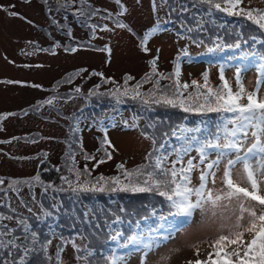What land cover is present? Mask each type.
<instances>
[{
    "label": "rangeland",
    "instance_id": "rangeland-1",
    "mask_svg": "<svg viewBox=\"0 0 264 264\" xmlns=\"http://www.w3.org/2000/svg\"><path fill=\"white\" fill-rule=\"evenodd\" d=\"M90 2L99 8H107L113 12L117 10L111 0H90ZM124 2L129 7L131 12L129 19L137 32L142 33L145 28L153 24L154 17L150 0H142V7L136 5L135 0H124ZM245 3L247 4L248 0H245ZM13 5L15 8H9V10L19 12L22 16L27 17L35 27L25 20L9 17L5 12L0 11V112H2L0 117H6L0 120V129H2L0 130V141H5V143H0V178L5 179V187H7V182L12 179H28L39 172L41 180L45 184L65 189L64 191H53L52 188H49L47 192H44L41 187H36L34 189L35 200H33L32 193L28 188H23L20 195L33 208L34 213L39 215L41 204L46 209L53 211V216L44 220H37L35 215L29 213L20 204L19 198L9 192L12 208L27 218L32 230L38 234V239L44 243L51 240V244L47 245V253L41 254L38 245L37 252L29 255L28 264H58L56 253L60 251L62 244L61 260L63 264H91L92 257H89L88 262L76 259L77 253L72 247L71 241H75V244L81 249L109 247L111 246L108 240L109 229L108 227L105 230L100 228L102 224L101 221L99 222L100 219L109 217L108 220H112L116 215L127 211L129 207H135V210H139L137 220L144 216L147 217L145 220L153 221L155 218V215H152L153 212L168 214V203L164 198L154 193H132L131 195H128V192L120 193L123 198L119 197L120 199L116 200L115 196L119 195L118 192L74 193L68 190V186L61 180V176H71V179L75 180V175L68 171V167L71 166V162L66 156L69 152V145H72V151L76 153L77 167L82 170L87 164V167L92 170L90 177L84 176L81 180L90 179L95 182L96 178L101 175L106 179L116 177L113 174L118 171L117 165L120 163H124L126 168L134 169L145 162V155L152 146L150 140L140 135L141 130H145L149 134L156 131L159 134L160 131L169 130L181 123L187 127H203L200 123L202 120L215 122L219 118V114L208 113L205 116H200L163 105H153L152 110H146L132 101L117 105L113 98L100 95L84 99L79 94L73 93L72 90L76 86H81L83 92L87 93L95 85L101 84L99 77L89 75L92 71L103 72L105 76L113 77L118 82L122 81L126 72H130L136 77V81H139L149 71L147 64L149 57L140 53L137 48V40L120 30H117L115 34L98 31L96 33L98 38L92 40L90 38L91 30L86 26L79 25L78 20L73 17L74 9L67 13L63 10L58 12L56 11V0H49V5L52 8L51 17H55L64 26V31L52 23L48 10L44 8L43 0H32L30 4L18 0L14 1ZM251 6L264 8V3L261 0H251ZM170 7L174 11L169 15ZM65 15L67 19L64 18ZM159 15L161 19L166 18L172 21L166 25L169 31L157 35L149 42L153 54L157 48L161 49L158 61L161 72H171L175 57L181 49H186L193 57V62L182 64L183 81L190 83L192 80H198L203 83L202 74L207 72L211 86L220 88L222 82L219 79V71L223 67L225 78L236 90L235 69L243 63L247 65L246 70L241 73L244 87L248 91L255 88L259 76V58H254L256 63H252L249 60L242 61L241 57L253 51L264 52V49H261L262 44H259L260 37H263L259 36V33L264 34V31L259 30L250 21L228 16L226 13L216 10L209 17L206 6H193V0H171L168 5L160 8ZM201 20L203 21L201 30L187 35L194 40L203 41V44L197 46L191 40L180 39L176 35L180 31L181 23L195 29ZM239 22L244 23L245 26L241 27L237 24ZM88 23L112 26L110 21L99 18H94ZM68 28L72 30L74 41L65 34ZM239 33H243V35L238 36ZM253 36L256 37L255 43L251 39ZM238 39L241 43L246 40L247 43L244 44L249 45V48L243 45L239 49L232 47ZM29 41L33 43L29 44ZM55 41H59L62 45L75 44L76 41H80L89 46L94 45L96 48L109 44L113 48L114 54L111 57V63H106V54L98 51H80L75 55H68L62 49H56L58 55L53 56L50 51L37 50L38 47L51 49ZM217 44H220L221 48L211 54L207 53L209 47H216ZM252 46H255L257 50L251 51ZM38 65H43V67H38ZM81 69L88 71L76 76L73 83L63 85L65 83L62 81L67 80L74 73H79ZM8 81L41 85L42 89L7 83ZM136 81L131 83L135 84ZM58 82L60 86L57 88L55 86ZM166 83L169 82L161 81L162 85ZM111 87V84H101L98 91L107 92ZM151 87V84H145L143 90ZM192 91L194 89H189V92ZM70 93L77 98L68 103L58 100L54 107L43 105L39 112L34 111L37 104H41L49 97L64 96ZM102 101L105 103H101ZM4 110L9 112H4ZM25 112L28 114L25 115ZM9 113L16 115H8ZM74 117H79L80 120V132L75 135L71 131ZM134 117H137L135 123L139 125L138 128L132 129L123 126L124 121L132 124ZM101 120L104 121L99 125L98 122ZM150 124H155L156 129L149 128ZM113 125L115 126L113 127ZM209 127H214V124ZM104 129H107L108 138L119 151L112 153L111 160L94 168L96 161H86L83 153L93 154L97 160L103 157V151H98V149L101 148ZM14 137L19 139H13ZM48 137L55 139H45ZM25 138L28 141L36 140L37 142H25ZM77 140L80 143H76ZM7 141H11V143ZM173 143H176L175 139H173ZM45 152L48 153L47 161L40 165L37 156ZM4 153L10 154L16 159L9 158ZM56 168H59L60 171L57 172ZM241 170V166H238L237 172ZM52 171H55L53 176ZM222 171L223 166H221ZM193 184H198L195 173H193ZM216 186L220 187L218 181ZM107 198L111 204L107 200L105 201ZM76 199L80 202V206L75 202ZM128 199H131L130 203ZM41 201L43 202L41 203ZM119 204L121 205L119 206ZM70 210L74 216L66 217ZM0 212L15 216V213H10L6 207L0 208ZM120 217L123 219V216ZM199 220L200 216L197 212L191 226L187 227L186 231L177 233L176 238L169 242L167 248L163 249V252L172 248L180 250L172 257L170 264H187L188 261L194 260L196 258L194 250L187 245L202 241L212 235L211 232L200 226ZM181 222L179 220L178 224ZM5 223L11 227H21L16 225L15 220L5 221ZM125 223L120 226L122 230L126 226ZM184 226L185 224L182 225V227ZM130 231L133 229L128 227L125 230L126 235ZM16 234L21 238L24 236L22 230H18ZM94 236L95 238H93ZM66 241L68 243H65ZM205 248L206 245L202 244V254ZM127 264H141V261L134 253L128 257ZM149 264H160L158 256H151Z\"/></svg>",
    "mask_w": 264,
    "mask_h": 264
},
{
    "label": "snow or ice",
    "instance_id": "snow-or-ice-1",
    "mask_svg": "<svg viewBox=\"0 0 264 264\" xmlns=\"http://www.w3.org/2000/svg\"><path fill=\"white\" fill-rule=\"evenodd\" d=\"M22 2L30 4L32 0H22ZM111 2L117 7L115 12L107 8L96 7L90 0H56V11L63 10L67 13L74 9L73 17L91 30L92 40L98 38L96 35L98 31L115 34L117 30L135 38L140 53L149 57L147 60L149 71L139 81H136V77L130 72H126L121 82L113 77L105 76L103 72L92 71L90 76L99 77L101 84H111L112 87L107 92H99L101 84H97L93 89L84 93L81 86H76L72 92L86 100L97 95L109 96L115 100L117 105L132 101L146 110H152L153 105H163L200 116L217 113L219 118L215 122L202 120L200 123L203 127H187L181 123L169 130L160 131L159 134L156 131L149 134L141 130L140 135L150 140L152 146L145 155V163L132 170H128L124 163H120L117 169L121 176L106 179L101 175L96 178L95 182L90 179L81 180L82 176L90 177L92 170L87 167V164L82 170L77 167L76 153L72 151V145H69V152L66 156L71 166L68 167V171L75 175V180L68 176H61L68 190L74 193L105 191L154 193L164 198L169 209L168 216H161L160 222L155 226L148 225L142 228L141 221L137 220L133 225L134 230L127 236L120 227L125 221L116 215L108 224V240L111 246L81 249L75 241H71L77 253L76 259L88 262L89 257H92L91 264H127L128 257L135 253L141 264H149V258L153 255L158 256L160 264H170L172 257L180 250L172 248L163 252V249L167 248L169 242L176 238L177 233H182L191 226L198 212L200 226L212 235L202 241L187 245L194 250L196 257L187 264H264V52L253 51L241 57L242 61L249 60L252 63H256L254 58H259V76L252 91L246 90L241 79V73L247 68V65L243 63L235 69L236 90L225 78L223 67L219 71V79L222 82L220 88L211 86L207 72L202 74L203 83L198 80H192L189 83L182 80V64L193 62V57L186 49H181L175 57L173 70L163 73L158 65L161 49L157 48L153 54L149 47V42L154 37L169 31L166 25L172 21L166 18L161 19L159 15L160 8L168 5L169 0H150L154 22L142 33L137 32L132 26L129 19L131 12L124 0H111ZM261 2L264 3V0ZM43 3L49 5V0H43ZM135 4L143 6L142 0H135ZM201 5L206 6L209 17L216 10L228 16L250 21L259 30L264 31V8L252 7L251 0H248L247 4L245 0H193V6ZM9 8L14 9L15 5L9 7L0 5V11L5 12L9 17L19 18L33 24L27 17L19 12L10 11ZM172 11L174 9L170 7L169 15ZM48 12L52 23L64 31V26L55 17H51L50 5ZM64 18L67 19V16L65 15ZM94 18L108 20L112 26L88 23ZM202 22V20L198 22V27L195 29L181 23L180 31L176 35L180 39H189L199 46L203 44V41L194 40L187 34L200 31ZM33 26L35 27L34 24ZM65 34L70 40H75L71 28H68ZM242 35L243 33L238 34V36ZM251 39L254 43L256 42V37L253 36ZM31 43L33 42L29 41V44ZM259 43L264 44V40ZM232 47L237 49L241 47L239 39ZM219 48H221L220 44L216 47H209L207 53L211 54ZM56 49H62L68 55H75L80 51H98L106 54V63H111V57L114 54L109 44L96 48L94 45L89 46L80 41L67 45L55 41L51 49L37 48L41 52L50 51L53 56L58 55ZM38 67H43V65H38ZM87 71V69H81L79 73L70 76L65 83H73L76 76ZM133 81L136 83L132 84ZM161 81L169 83L162 85ZM7 83L42 89L41 85H27L21 81H8ZM145 84H151L152 87L143 90ZM59 86L58 82L55 87ZM189 89H194V91L189 92ZM75 98L77 97L71 93L64 96L53 95L41 104H37L34 111L39 112L43 105L54 107L58 100L68 103ZM8 115L16 114L9 113ZM5 118L0 117V120ZM136 119L137 117L133 118L132 124L124 121L123 126L138 128L139 125L135 123ZM212 124L214 127H209ZM148 127L156 129L155 124H150ZM71 131L74 135L80 132L79 117L73 118ZM103 131L104 138L101 141V148L98 149V151H103V157L97 160L95 155L83 153L86 161H96L94 168L111 160L112 153L119 151L108 138L107 129ZM173 138L176 143H173ZM13 139L19 138L14 137ZM7 142L11 143V141ZM25 142L36 143L37 141H28L25 138ZM75 142L80 143L79 140ZM0 143H5V141H0ZM80 146L82 150V144ZM4 155L16 159L8 153ZM47 157L46 152L38 155L39 164L43 165ZM221 166H223L222 172ZM238 166L242 169L239 172H237ZM56 171L59 172L60 169L56 168ZM193 173L196 174L198 184H193ZM217 181L220 187L216 186ZM5 184V179L0 178V201H2L0 208H8L10 213H15V216L0 212V264H28L29 255L37 252L38 245L41 254L47 253V245L51 244V240L44 243L38 239V234L32 230L27 218L12 208L9 192L14 193L19 198L20 204L29 213L35 215L37 220H44L52 217L53 211L41 204L39 215L34 213L33 208L20 195L23 188H28L33 200H35L34 189L36 187H41L44 192H47L49 188L53 191H64L65 189L45 184L39 172L28 179H12L7 182V187ZM85 215L87 216V213ZM152 215H156L155 212ZM181 219L184 221V227L178 226V221ZM13 220L21 227H11L5 223V221ZM128 223L132 224L131 221ZM18 230L24 233L23 238L16 234ZM202 244L206 245L203 254L201 253ZM62 251L63 244L60 251L56 253L58 264H63Z\"/></svg>",
    "mask_w": 264,
    "mask_h": 264
},
{
    "label": "trees",
    "instance_id": "trees-1",
    "mask_svg": "<svg viewBox=\"0 0 264 264\" xmlns=\"http://www.w3.org/2000/svg\"><path fill=\"white\" fill-rule=\"evenodd\" d=\"M169 2H171V0H169ZM44 4V3H43ZM48 7H49V5H45L44 4V8H46V10H48ZM77 20V19H76ZM78 23H79V25H81V26H84V25H82L81 24V22L80 21H77ZM237 24H239L241 27H244L245 26V24L244 23H237ZM259 36H263V37H260V39L261 40H264V34L263 33H259ZM260 44V43H259ZM241 45H243V46H246V47H248L249 48V45H245L244 43H241ZM254 49H256V47L255 46H252V49H251V51H253ZM261 49H264V44H262V48ZM257 50V49H256ZM69 78V77H68ZM67 78V79H68ZM65 81L66 80H64V81H62L63 83H65ZM67 84H69V83H65V84H63V85H67ZM53 93V92H52ZM101 103H105L104 101H102ZM105 105V104H104ZM124 107V106H123ZM173 139H175V138H173ZM145 163V162H144ZM143 163V164H144ZM143 164H141V165H143ZM128 170H132V168H127ZM54 174H52V176L53 175H55V171H52ZM56 174H58V173H56ZM113 175H116V176H121V173L119 172V171H117V172H115ZM70 179L72 178L71 176H68ZM82 177H84V176H82ZM81 177V178H82ZM86 178H87V176H85ZM123 178V177H122ZM120 193H126V192H118V194L119 195H116L115 197H116V200L117 199H120L119 197H122L123 198V196H121L120 195ZM128 195H131L132 193L131 192H128L127 193ZM113 198V197H112ZM108 201L109 202V204H111V201L110 200H108V198L107 199H105V201ZM116 200L113 202L114 204H115V202H116ZM126 200V199H125ZM129 200V203H130V201H131V199H128ZM43 201H41V203H42ZM75 202L76 203H80L77 199L75 200ZM139 202H142V201H139ZM139 202H137V203H139ZM137 203L135 204V206L137 205ZM108 204V203H107ZM121 204H119V206H120ZM79 206H80V204H79ZM127 207H129V205L127 204ZM138 213H139V210H135V207H129L128 209H127V211H125V212H123V213H120L119 214V216H123V220L126 222L125 224H126V226H124L123 227V230L122 231H124L125 232V230L126 229H128V227H131L132 229H133V225L135 224V222H136V220H137V218H138ZM71 216V217H73L74 216V213L73 212H71V210L68 212V214L66 215V217L67 216ZM161 215H168V214H162V213H156V215H155V218L153 219V221H151V220H145L144 218V216L143 217H141V218H139L138 220H140L141 221V226H142V228H146L147 227V225H146V222L148 221L149 223H151V224H155L156 222H155V220L157 219V218H159ZM108 218L109 217H106V219H100L99 220V222L101 221L102 222V224H101V229H106V227H108V224H110L111 223V221L115 218H113L112 220H108ZM128 221H131L132 222V224L130 225L129 223H128ZM113 226H115V225H113ZM134 230V229H133ZM132 231H130V233H131ZM129 233V234H130ZM128 234V235H129ZM124 235L125 236H127L126 235V232L124 233ZM96 236V235H95ZM95 236L93 237V238H95ZM92 238V239H93ZM91 240V239H90Z\"/></svg>",
    "mask_w": 264,
    "mask_h": 264
},
{
    "label": "flooded vegetation",
    "instance_id": "flooded-vegetation-1",
    "mask_svg": "<svg viewBox=\"0 0 264 264\" xmlns=\"http://www.w3.org/2000/svg\"><path fill=\"white\" fill-rule=\"evenodd\" d=\"M14 1H18V0H0V5H3L5 7H9L10 5L14 4ZM4 112L8 113L9 111L4 110ZM0 113H2V112H0Z\"/></svg>",
    "mask_w": 264,
    "mask_h": 264
}]
</instances>
